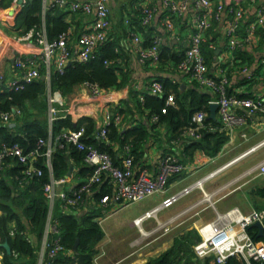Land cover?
Here are the masks:
<instances>
[{"label": "trees", "instance_id": "1", "mask_svg": "<svg viewBox=\"0 0 264 264\" xmlns=\"http://www.w3.org/2000/svg\"><path fill=\"white\" fill-rule=\"evenodd\" d=\"M13 1L0 0V8H9ZM145 1L128 0L123 6L124 15L127 16V19L122 18L120 26L123 28L122 38L125 40L130 39L132 34L148 33L142 43L144 47H148L153 42V38L160 36L161 33H159L157 23H153L144 31L141 21L143 17L142 5ZM148 3L157 5L158 0H148ZM80 13L82 12L63 10V8L55 5L48 8L44 14L43 0H27L25 6L19 12L14 13L11 28L16 35L22 36L32 29L41 32L45 25L48 41L53 42L59 38L60 34L69 31ZM174 23L176 27L181 29L183 24L186 26L187 21L184 18H174ZM220 25V22H214L202 43V54L208 65L209 74L217 78L218 81V75L215 74L218 68L214 66L215 63H219L222 69H227L228 77L231 71H236L238 67H242L239 66L242 63L247 62L248 66L253 65V61L246 55L247 51L240 48L234 54L237 57L234 58L233 63L230 61L224 63L223 59L221 60V53L218 54L217 50H222L221 42H226L227 38ZM249 27L250 22L247 20L240 23L238 34L243 40L247 38ZM153 30L156 31V34L151 35ZM263 32L262 29H258L257 36L263 35ZM126 48L125 46L123 50L119 40L110 36L109 40L97 49L96 58L86 63L72 62L63 74L54 72V68H52V90L67 94L76 85L85 83L97 84L105 91L119 90L130 85L132 83L131 72L121 63V61L128 62L130 59ZM185 50L184 43H176L175 40H167L162 44L160 61L157 66H163V69L171 73L156 78L162 84L163 92L155 95L147 89L132 91L130 97L121 102L118 111L113 113L111 124L107 127V138L98 137L97 123L93 119L83 117L74 121L71 116H67L58 118L53 122L52 135L54 141L63 132L84 126L86 128L83 139L85 144L108 153L118 165L122 164L127 152L134 158V163L138 168L145 163L143 162L144 145L159 137L162 126L171 135L170 140L183 141V134L192 125L193 115L203 111L207 116L200 131L201 137L199 139H185L187 140L186 151H190V154L195 151H203L210 156L218 154L230 139L229 134L222 130L221 121L209 117L210 102L218 94L209 88H202L194 80L190 81V86L182 88V81L174 77L179 74L186 79L190 78L191 72L180 73L178 68ZM223 50H226V47ZM238 59H242V62L238 63ZM44 67L43 65L41 74L45 73ZM46 88V82L40 77L36 81L26 84L23 89L0 92V112L20 109L23 114L22 118H17L18 120L20 118L21 127L16 133H13L8 126L0 125V150L4 145L13 146L17 144L27 153L36 148L39 139H48L49 121L48 102L45 96ZM226 92L229 95L234 94V91H231L229 87ZM141 96H144L143 100H141ZM240 97L252 98L253 96L244 95ZM117 114L122 116L119 123L115 122ZM31 118L35 119L31 120ZM126 121L131 124L128 129L123 128ZM114 143L120 145V153L115 151ZM127 148L130 149L129 152ZM72 158L77 162L85 163V151L67 143L64 148L59 147L55 150L52 155V168L55 178L66 176L70 167L69 161ZM8 159L10 160V158ZM36 165L42 169V176H27L25 174L26 166L18 162L9 168L8 173L0 170V244L8 242L12 251L19 254L15 258L0 247V250L5 252L4 264H38L40 244L49 213V200L45 194V186L50 182L51 173L43 158L39 159ZM93 172L92 167L82 166L80 177L88 178ZM177 176L175 177L178 178ZM108 191L105 184L99 187L95 194L97 202ZM249 191H251L250 194L257 209H264V182ZM114 208L116 207L114 206ZM99 209L94 207L87 215L79 217L75 213L64 211L62 202L56 201L53 219L65 248L64 253H61L57 258L58 263L73 264L74 260L67 254V251H72L75 253L77 264H95V257L99 253L96 245L105 235L100 222L96 221V218L100 216L101 209ZM248 230L255 242L264 246V237L258 236L257 228L251 227ZM32 235H36L38 238L36 244L31 240ZM56 236L57 233H51L49 240H53ZM199 239V234L195 229L181 234L175 238L170 248L161 256L150 258L146 264H213L212 258L202 260L195 255L193 246ZM77 240H79V245L74 250ZM226 264H246V262L237 255L229 258ZM253 264H264V262L255 261Z\"/></svg>", "mask_w": 264, "mask_h": 264}, {"label": "built area", "instance_id": "2", "mask_svg": "<svg viewBox=\"0 0 264 264\" xmlns=\"http://www.w3.org/2000/svg\"><path fill=\"white\" fill-rule=\"evenodd\" d=\"M255 1L258 0H158L157 5H150L147 1L142 5L141 25L144 30L153 23H157L159 28L167 32L171 39L177 41V43L184 42L177 33L174 18H185L190 12H193L194 24L191 26L190 35L188 34L185 54L178 65L179 72L185 74L191 72L190 81L194 80L202 88H209L218 94L210 104H218V115L222 122V130L228 133H231L234 128L245 122V116L238 113L239 109L247 110L249 115L264 114V99L261 95L252 98H241L227 94L226 89L229 85L227 70H220L219 81L217 78L210 76L208 65L202 54V43L205 41L206 33L213 23L220 22L225 27L227 37L225 45L227 54L223 58V62L225 63L229 58L233 59L234 57H231V55L242 46V42L245 40L250 41L257 35L258 29L264 31V2H261L257 8V18L248 28L247 38L243 40L238 34L240 23L245 20L247 6L250 3H255ZM25 3L20 5L18 10L23 8ZM108 4V0H55L52 4V6L57 5L60 8L82 12L88 17H92V20L78 38L77 54L72 52L68 46L69 34L67 32L60 34L59 38L53 42L48 41L45 28L41 32L32 29L25 35H14L13 37L19 42L35 41L42 45L43 54L41 60L32 57L16 60L15 66L20 71V75L9 82V90L23 89L26 84L39 79L41 77L40 63L50 68L55 61L56 71L63 74L72 62L86 63L96 58L97 49L107 42L110 37L111 21ZM13 15L10 10L0 8V16L11 19ZM226 16L228 17L227 20L225 19ZM129 43L141 64L150 63L155 65L160 61L161 46L164 43L163 37L155 36L151 45L144 47L142 45V35L132 34ZM47 77L51 82L50 74ZM85 85L91 89L94 95H100L104 91L97 84L85 83ZM145 89L155 95L163 92L162 84L156 79L149 82ZM140 98L143 100L144 96ZM50 102L49 111L52 125L58 119V110L53 104L61 102L60 96H51ZM206 116L203 111L196 112L192 117V125L185 134L190 135L191 138L199 139ZM112 117L113 113L107 110L103 124L99 129V137L107 138V127L111 124ZM121 118L122 116L117 114L115 122L119 123ZM0 121L6 124L9 123L10 113L0 112ZM85 133L86 128L84 126L63 132L56 139L57 142L62 143V146L54 145L52 136L49 140L39 139L36 148L27 153L17 144L13 146L4 145L0 150V166H4L8 158H15L19 163L26 166L27 176H42V169L36 165L38 160L43 158L51 173L53 171L52 155L55 150L58 147H64L66 143L71 144L77 149L85 151L84 161L94 169V172L87 178V181L71 190L64 188L68 182L66 177L55 178L51 176L50 182L45 186V193L49 199V214H52L57 200L62 202L64 211L69 212L71 208L79 207L86 196L95 195L98 188L103 184L106 185V189L109 191L101 196L99 202L104 207L113 205L117 211L125 206L139 203L159 194L163 195L164 199L135 220L137 223H142L145 219H155L158 225L168 232L171 229L169 226L185 214L199 208L201 210L209 208L214 212L215 218L198 228L200 239L193 246L194 253L199 259L212 258L213 264H226L229 258L239 255L245 260L246 264H253L255 261L264 262V246L259 242H255L248 230L256 222H260L264 228V209H253L244 212L239 206H234L222 213L216 207V197L241 182L246 176L256 174L264 179V160L213 191H207L206 182L211 178H215L228 166H221L195 181L192 185L176 193H171L169 188L171 178L183 173L185 170V166L175 154L167 153L163 155L154 171H151L147 166L136 168L134 158L127 152L122 164L118 165L115 164L108 153L101 152L97 148L85 144L83 142ZM127 151L129 152L130 149L127 148ZM195 190L201 191L203 194L201 199L164 222L158 219L159 213L174 207ZM257 231L259 233L258 228ZM49 233H57V236L53 240H49V236L46 239L39 264H54L58 256L65 251L56 224L51 227ZM12 254L15 258L19 255L15 252H12ZM4 256L5 252L0 250V264H4Z\"/></svg>", "mask_w": 264, "mask_h": 264}, {"label": "crops", "instance_id": "3", "mask_svg": "<svg viewBox=\"0 0 264 264\" xmlns=\"http://www.w3.org/2000/svg\"><path fill=\"white\" fill-rule=\"evenodd\" d=\"M20 1L21 0H14L12 5L5 10L13 9L14 12H19L22 9L21 8L20 10H18L20 5L22 4L24 5V3L27 2V0H23V2L19 3ZM54 1L55 0L43 1L44 14L46 13L47 9L52 6ZM70 1H74V0H70ZM117 1L118 2L115 5L113 3L108 4L110 7V21H111V28L109 31V35L114 36L116 37L117 40H119L120 46L123 48V50L125 49V46L127 47L126 50L128 52V56L130 59H128V62L121 60L120 61L123 66H126V69L130 70L132 76L131 77L132 83L119 90H114V89L107 91L104 90L100 95H94L91 89L88 88L85 84H80L73 87L71 92L67 94H62L58 91L54 92L52 90L51 82L48 80L47 77L48 74H50V76L53 74L52 68H54V72L56 71L55 61L50 68H47L44 64L40 63L41 66L40 72L42 71V66L43 65L45 66L44 67L45 73L41 74V79L44 76L45 77L44 81L46 82L47 85L45 96L48 102L49 137L46 140H49L50 136H52L53 138L52 125L50 121L51 116L49 111L51 106V102H50L51 96H57V97L60 96L61 102H56L53 104V106H55L58 110L57 113L58 118H65L67 116H71L74 121H77L83 117L91 118L97 123V128L99 132V129L102 126L103 121L105 119V114L107 110H109L110 112L112 111L111 113L118 111L119 109L118 107H120L121 102H123V100L128 99L132 91H135L137 89L138 90L145 89L146 85L152 80L156 79L158 76L161 75L166 76L168 74H171L170 72H168V70L163 69L162 68L163 66H157V64L152 65L150 63L141 64L139 62L138 57L136 56L135 52L132 49V46L129 44L130 39L128 38L125 40L124 38H122L123 28L120 26V21L122 20V18L127 19V16L125 17L124 15L125 9L123 8L124 4H126L127 1L126 0H117ZM146 1L148 2V0ZM261 2H264V0L255 1V3H250L247 6L245 20L250 22V24L257 18V8L260 6ZM63 10H68V9H63ZM80 14H79L80 18L78 17L74 20L75 24H73L72 27H70L69 31L67 32L69 34L68 46L72 50V52H75L76 54L78 52V38L86 28L87 24L92 20V17H88L87 15L83 16L84 14L83 15ZM70 19L68 20L70 21ZM184 19L187 21L186 26L183 24L185 28L183 29V26H181L182 30L178 27L176 28L178 30L177 31L178 35L182 38V41L186 46L187 39L189 38L190 35L191 26L194 24L193 12H190ZM225 19L227 20L228 17L226 16ZM12 21H13L12 18L7 19L4 16H0V92L1 93L9 90L8 88L9 82L18 78L20 75V71L15 66L16 60H22L28 57L41 60V55L43 54V46L36 43L35 41L19 42L13 37L14 35H16V33L14 32L13 28H11L13 24ZM220 27L222 29V32L225 34V27L223 25H220ZM43 28H45V25ZM158 29H159V33H161L160 36L163 37L164 39V42H166L167 40H172L169 34L165 32L162 28H158ZM142 33H143L142 38L144 40L145 37L148 36V33L146 32H142ZM152 34H156V31L153 30L151 35ZM245 41L242 42V46L240 47V49L247 51L246 55L249 56L250 59L253 61L252 63L253 65L248 66L247 62L244 64L242 63L239 65L242 67H238L236 71H231L229 75L228 87L231 91H234V94L232 95H236L239 97L244 95H251L253 97L261 95L262 98L264 99V32L263 35L262 34L258 36L256 35L252 39H250V41L247 40ZM225 45L226 42H221L222 50L218 49L219 50L218 54L221 53V60L225 58L227 54L225 52L226 50H223ZM236 51L237 49L234 51V54ZM234 54L231 55V57L236 58L237 56H234ZM234 58L233 59L229 58L228 60L226 59L225 60L226 62L230 61L233 63ZM240 62H242V59H238V63ZM214 66L218 68L215 74L219 75V73H221L223 69L219 66V63L217 64L215 63ZM243 67L244 69L245 68L247 69L244 71ZM174 77L177 80L182 81V85L184 84L186 85V87L190 86L189 85L190 80L184 78L182 75L176 74ZM9 113H10V122L6 124L0 121V125L8 126L13 133H16L21 127V123L19 120L20 118H22L23 114L20 111V109H13V111ZM238 113L245 116V122L239 125L238 127L234 128L231 133L227 132V134H229L230 139L222 147V149L218 154L214 156H210L204 153L203 151H195L194 153L190 154V151H186L185 145L187 140L192 139L191 136L190 135L188 136L187 134L184 133L183 134L184 142L182 140H170L169 138L171 137V135L168 132H166L165 127L162 126L160 129L159 137L156 140L148 141L146 145H144L145 155L143 158V162L145 163L141 166H147L151 171H154L156 169V166H158L159 161L163 155L167 154V152L171 154H175L180 159L181 163L185 166V170L183 171V173L177 176L178 178L175 177L176 179L173 178L170 180L169 188L171 193H176L184 189L185 187L192 185L195 181L199 180V178L200 179L201 177L203 178L204 176L208 175L210 172L218 169L220 166H228L226 169H229L233 166H238V169L240 170L241 168L243 169L247 166L248 167L245 170L249 169L251 166H256L257 164H259L264 160V114L257 113L256 115H249L247 110H242V109H239ZM18 117H20L19 120L17 119ZM217 118L218 121L219 120L221 121L219 115H217ZM34 119L35 118H31V120ZM130 127L131 124H128V122L126 121L124 123L123 128L128 129ZM53 144L54 145L57 144V146L60 145L62 146V143L57 142V140L54 141ZM64 147H60V148H64ZM114 149L115 151H119V153L121 152V147L119 144L114 143ZM8 160L9 159H7V161ZM14 161L15 163L16 162L19 163L17 159L10 158V160L7 163H5L4 166H0L1 172L6 173L10 167L14 166L15 164ZM85 165L89 166L86 162L85 163L77 162L73 158L69 161V166L73 167V172L70 176H67V174L65 176L68 180L67 184H65L64 187L65 189L71 190L73 188H76L82 182L88 180L87 178L80 177V169L82 166ZM213 166H219V167L213 168ZM226 169H224L223 171H225ZM51 176H54L53 171L50 174V177ZM10 179L12 180V177H10ZM223 185L224 183L218 184L216 178H211L206 182V186L213 188H217ZM242 186H244V184L240 186L238 183V185L236 184L235 187L233 186L231 189H227L226 191L218 195L216 197L217 210L223 213L234 206H239L244 212H249L253 209H257L256 204L253 202L252 195L250 194L251 191L242 190ZM200 193L201 191L195 190L191 195L182 199L174 207L161 212L162 216L166 217L169 216V214L170 215L173 214L174 212V214L168 217V219L174 217L182 210H184L191 204L201 199L203 197V194L201 193L202 195H200ZM241 195L244 197V200L240 198ZM95 197L96 195L86 196L84 202L81 203L79 207L71 208L69 212L75 213L79 217H82L87 215L91 210H93L94 207H97V209L100 208L101 210L100 209L99 210L100 212L103 211L104 216L100 215L101 217L99 216L100 218L99 217L96 218V221L100 222V226L102 227L104 233L106 232V235H108L107 230H109V232L113 234H118L121 231L125 232L126 234H131L132 232L133 234H135L136 232L135 230H139L142 235L144 236L148 235L147 234L148 232H146L143 226L145 223H149L150 219L148 220L145 219L142 221V223H137L135 220L140 218L145 212L155 207L158 203H160L164 199L163 195H159V194L154 195L136 204L139 206L140 209L139 212L136 213L134 212L130 214L123 213V216L120 213L119 216L118 214L115 215V213H117V210L116 208L113 207V205L104 207L103 205H101L99 201L97 202ZM157 198H159L158 202L156 201L147 202V200L157 199ZM218 206L221 207V210L218 208ZM207 212L211 213V215L209 216L214 215L215 218L214 212L209 208L202 210L201 208H199L189 212L188 213L189 217H187V220L194 219L192 224L193 228L192 229L186 228V231L181 234H184L194 229L199 234L198 228L202 224L210 221V220L208 221L205 218V216H203V213H207ZM49 213H50V206H49ZM49 213L47 217L46 228L44 230V235L42 236V242L40 244L41 246L39 249L38 264L41 258V252L43 251V245L50 234L49 231H51V227L55 226L56 224L55 220L53 219V211L52 214ZM183 223H185V221H183ZM182 224L178 225L177 227L181 226ZM171 230L173 231V227H171V229L166 233H169ZM31 240L35 244L38 242V238L36 235H32ZM105 244H108V241L107 238L104 236V238L96 245V249L100 250L99 248H101V246L103 247ZM130 247H132V244H130ZM67 254L70 256L72 260H74L73 264H77L75 259V253L72 251H67ZM104 254L105 251H103L102 253L100 252L96 255L94 260L95 264H96V259L98 258L97 256H103ZM150 258L152 257L149 254L148 260ZM46 260H48L47 257ZM148 260H143L142 264H146ZM54 264H61V263H58V259H56V261H54Z\"/></svg>", "mask_w": 264, "mask_h": 264}, {"label": "rangeland", "instance_id": "4", "mask_svg": "<svg viewBox=\"0 0 264 264\" xmlns=\"http://www.w3.org/2000/svg\"><path fill=\"white\" fill-rule=\"evenodd\" d=\"M126 1L128 2V0ZM117 2L118 1L116 0H108L109 4L113 3L115 5L117 4ZM217 167L219 166H213V168H217ZM247 167L243 169L241 168L240 170L238 169V166H233L229 169H226L225 171L217 175L215 178L218 184H223V183L225 184L234 177L242 173H245L253 166L245 170ZM262 182H264V179L262 177H258L256 174H253L246 176L243 180H241V182H239V185L241 186L242 184H244V186H242V190L249 191L251 188H254L256 185ZM206 189L207 191H212L215 188L206 186ZM200 195L202 194L200 193ZM240 198L244 200V197L242 195L240 196ZM155 201L158 202L159 198L147 200V202H155ZM136 204L138 203H133L119 209L117 213H115V215L117 214L119 215L121 213V215L123 216V213L130 214L134 212L135 213L139 212L140 210L139 206ZM218 208L221 210L220 206H218ZM103 214H104L103 211H101L100 215L104 216ZM173 214L171 215L169 214V216L164 217L162 216V213H159L158 219L161 222H164V220L168 219V217L172 216ZM209 215H211V213L209 212L203 213V216H205V218L208 221L209 220L211 221V219L213 220L214 215L213 216H209ZM187 217H189V214H186L183 217L174 221L169 226V227H173V231L171 230L169 233H166L164 228H161L158 225L157 220L155 219H150L149 223L144 224L143 228L146 230V232H148L147 233L148 235L146 236L142 235L139 230H135L136 231L135 234H133V232L131 234H126L125 232L122 231L118 234H113L110 233L109 230H107L108 235H106L105 232L104 236L107 238L108 244H105L103 247L101 246V248H99L100 249L99 253L105 251V254L103 256H97L98 258L96 259V264H142L143 260H148L149 254L151 255V257L161 256L167 250V248H169L172 245L174 238L176 236H179L181 233L185 232L186 228L188 229L193 228L192 224L194 219L187 220ZM183 221H185V223H183ZM180 224L182 225L177 227ZM130 244H132V247H130Z\"/></svg>", "mask_w": 264, "mask_h": 264}, {"label": "water", "instance_id": "5", "mask_svg": "<svg viewBox=\"0 0 264 264\" xmlns=\"http://www.w3.org/2000/svg\"><path fill=\"white\" fill-rule=\"evenodd\" d=\"M22 2V0L20 1V3ZM10 13L11 14H14V10L13 9H11L10 10ZM217 53H219V50H217ZM71 64H69V66H70ZM42 79L43 80H45V77L43 76L42 77ZM186 87V85H182V88H185ZM218 104L217 103H212L211 104V106H210V118L211 119H213V120H217L218 118H217V115H218ZM72 172H73V167L71 166L70 167V169H69V171H68V173H67V176H70L71 174H72ZM253 227H256V228H258L259 229V233H258V236L259 237H264V228H263V226H262V224L260 223V222H256L254 225H253ZM78 244H79V240L76 242V245L74 246V249H76L77 248V246H78ZM0 247H2V248H4L5 250H6V252H7V254H9V255H11L12 254V248H11V246L9 245V243L8 242H5V243H2V244H0Z\"/></svg>", "mask_w": 264, "mask_h": 264}]
</instances>
